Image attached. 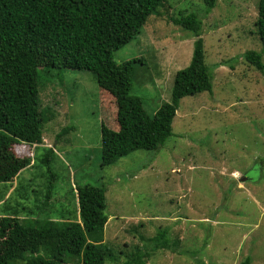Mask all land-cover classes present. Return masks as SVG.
Wrapping results in <instances>:
<instances>
[{
	"label": "rangeland",
	"instance_id": "374dc122",
	"mask_svg": "<svg viewBox=\"0 0 264 264\" xmlns=\"http://www.w3.org/2000/svg\"><path fill=\"white\" fill-rule=\"evenodd\" d=\"M258 1L216 0L205 16L203 0H165L141 33L114 53L116 64L143 58L145 65L134 69L149 81H134L132 95L152 116L169 101L175 72L192 57L193 36L171 19L195 14L202 22L212 92L180 101L171 136L156 151L139 150L101 168L100 125L118 130L113 99L89 72L51 70L42 77L40 108L54 117L43 127L42 145L3 149L1 155L19 159L21 169L0 184V217L17 211L23 219V209L38 214L52 184L41 216L61 222L59 215L71 213L70 221L79 222L75 187L101 186L104 240L114 263L123 264L139 248L148 264H264V74L243 58L260 52ZM63 128L67 132L57 138ZM49 148L54 157L43 166ZM161 231L169 249L156 248L158 238L148 242Z\"/></svg>",
	"mask_w": 264,
	"mask_h": 264
},
{
	"label": "trees",
	"instance_id": "16d2710c",
	"mask_svg": "<svg viewBox=\"0 0 264 264\" xmlns=\"http://www.w3.org/2000/svg\"><path fill=\"white\" fill-rule=\"evenodd\" d=\"M164 2L0 0V184L10 183L21 169L17 168L19 159H9L7 152L1 155L3 149L43 144V127L54 115L49 108H40L39 93L41 78L48 77L51 70L89 72L99 89L113 99L118 130L109 128L105 121L100 125L101 168L113 166L139 150H158L171 136L180 101L212 92V75L205 63L201 38L202 22L195 14H189L171 19L194 41L188 66L173 76L169 101L150 116L141 99L132 95L134 81L148 84L145 71L136 73L134 69L144 60L116 64L113 55L141 33L147 19L157 16ZM203 4L207 16L216 0H203ZM254 26L260 52L247 51L243 58L264 74V0L258 1ZM153 68L159 69L158 75L163 74L159 65L154 64ZM67 130L63 128L57 138ZM53 155V149H47L40 163L47 166ZM25 159L24 164L29 166L30 158ZM50 178L53 181L54 175L50 174ZM52 193L53 185L49 184L36 215L23 209V219L17 211L0 217V264H117L116 254L104 240L108 220L105 188L89 184L75 187L79 222L70 221L71 213L59 215L61 222L41 216ZM164 237L161 231L148 242L158 238L155 247L169 249ZM137 249L126 256L123 264H148V254Z\"/></svg>",
	"mask_w": 264,
	"mask_h": 264
},
{
	"label": "flooded vegetation",
	"instance_id": "af4514ba",
	"mask_svg": "<svg viewBox=\"0 0 264 264\" xmlns=\"http://www.w3.org/2000/svg\"><path fill=\"white\" fill-rule=\"evenodd\" d=\"M248 173V172H247ZM243 178V180H246V177L244 176V177H242Z\"/></svg>",
	"mask_w": 264,
	"mask_h": 264
},
{
	"label": "crops",
	"instance_id": "0c3cea01",
	"mask_svg": "<svg viewBox=\"0 0 264 264\" xmlns=\"http://www.w3.org/2000/svg\"><path fill=\"white\" fill-rule=\"evenodd\" d=\"M191 59V58H190ZM190 59L188 60L190 62Z\"/></svg>",
	"mask_w": 264,
	"mask_h": 264
},
{
	"label": "built area",
	"instance_id": "2783aa9c",
	"mask_svg": "<svg viewBox=\"0 0 264 264\" xmlns=\"http://www.w3.org/2000/svg\"><path fill=\"white\" fill-rule=\"evenodd\" d=\"M34 147V146H33Z\"/></svg>",
	"mask_w": 264,
	"mask_h": 264
}]
</instances>
